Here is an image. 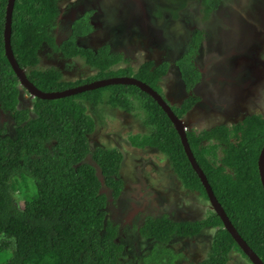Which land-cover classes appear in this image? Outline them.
Wrapping results in <instances>:
<instances>
[{"label":"trees","instance_id":"obj_1","mask_svg":"<svg viewBox=\"0 0 264 264\" xmlns=\"http://www.w3.org/2000/svg\"><path fill=\"white\" fill-rule=\"evenodd\" d=\"M0 1L2 5L5 0ZM1 5L0 106L12 112L16 126L12 137L2 134L0 128V264H119L122 246L113 241L115 227L105 218L107 200L99 193L102 181L95 168L83 162L90 152L87 135L93 124L74 100L89 98L98 90L62 99L37 98L35 117L27 119L25 111L15 106L17 80L2 54ZM55 6L56 0H15L11 47L19 66L36 64L35 51L56 13ZM63 45L68 55H80L101 70H107L116 61L115 56L79 47L72 40ZM149 64L144 63L141 70L147 76L150 73L154 81L164 66L151 72ZM32 76L42 91L59 89L58 75L51 70H33ZM191 102L180 111L184 112ZM149 117L151 135L143 137L140 143L133 140V144L147 143L165 151L183 186L207 198L165 115L163 124L151 113ZM191 136V149L215 197L237 232L264 263V191L256 164L264 142V114L248 116L232 130L220 126ZM209 138L223 143V166L212 167L205 158L211 147L201 145L200 141ZM91 153L98 162L101 178L117 195L121 189L117 174L119 153L99 148ZM202 228L214 231L208 257L199 264H226L230 249L241 252L214 213L195 222L172 221L162 215L147 218L141 227L143 235L152 234L163 244L150 250L149 262L148 255L145 264H161L153 256L171 255L173 250L164 245L170 234L191 236Z\"/></svg>","mask_w":264,"mask_h":264},{"label":"flooded vegetation","instance_id":"obj_2","mask_svg":"<svg viewBox=\"0 0 264 264\" xmlns=\"http://www.w3.org/2000/svg\"><path fill=\"white\" fill-rule=\"evenodd\" d=\"M232 1L233 0H218L219 3H216L215 7H212L211 12L204 15L199 12L198 9H191V11L187 13L185 18L173 19L172 22L170 20L167 21L170 22V24H172L173 26H164L165 20L160 19L161 16H163L162 13H159L160 5L155 0H56V13L50 19L48 26L45 27L44 37L35 51L37 58L36 64L33 66L19 67L24 71L26 78L36 87L37 85L34 83V78L32 76L33 70L36 71L41 69V71H44L47 69L53 71L58 75L57 83L59 84V87L61 86V84H68L75 79H79L78 76H74L73 73L68 72L69 70H72L76 67V63H79V65L84 64L89 67L85 69L90 70L87 73L88 75H83L84 77L87 76V78L94 73V75H98L100 71L106 70H101L99 67L93 64H88L80 55H68L67 48L63 45L66 44L68 40H72L73 43L79 47L89 48L92 51H102L105 55L108 56H113L111 54L115 53L116 61L114 64L110 65L108 69H125L126 67H132L130 61H136L135 59L141 60L135 69L132 67L136 71L134 75H132L131 73L129 75H115L110 77H130L147 84L155 92V94H157L167 105L172 114L181 121L187 143L192 155L194 156V153L190 146L191 137H193L191 136V134H193L194 136H200L203 135L204 132H209L210 129H215L218 126H224L227 129L232 130V128H234L236 124L241 123L244 118L251 115L264 114L263 112H260L258 110V103L256 102H259V99L257 98L259 96L256 95L257 91L254 90V78L257 74H260L259 67H257L259 65L256 63L260 55H264V49L263 53H261L262 51H258L259 48L253 49L254 51L251 50L247 53L249 55L237 49L238 54H236L235 56H246L251 61V64H249L248 67L245 68V70L243 69L241 71L242 66L239 63L235 62L234 56L228 52L227 49H231V47L228 45L226 38H224V36L219 31V27L226 26L225 22L227 20L228 13H230V11L236 10V7H231ZM14 2L15 0L13 1V8L11 12L9 45L12 55L17 62L16 55L14 54L11 47V27L13 21ZM239 2L240 6L238 7H241L242 10L246 9L245 11H252V13L255 15V10H259L258 7L263 8L264 1L247 0L246 4L243 3L244 0H239ZM6 3L7 0H5L1 5L0 1V5L3 7L1 45L2 54L4 57L3 24ZM246 7H248L249 10ZM133 57L135 59H133ZM41 60L43 62H41ZM148 62L150 63L148 69L151 72H153L156 68L159 69L160 66H164L163 72L157 74L154 81L153 79H151V76L149 77L150 73L147 76V72L141 70L142 65ZM225 62H228L229 64L236 63L238 65L241 73H243L240 76L241 86L243 90H247L244 95V99H241L240 95L236 92H234L233 94L224 93L231 97L230 101L236 99V102L238 101L237 103L241 105L240 110H242V112H239L240 110L237 111L239 108V105L237 104L238 108L235 107L236 109L231 115L225 112V104L220 106L211 101L213 103L212 105H205L202 99V96H204L206 101H209L212 94H214L215 96H219L220 98L222 95L221 91H226L227 88L233 87V78L231 77V74H228V69H225L223 67V63ZM250 66H252V72L250 71L251 69H249ZM183 68L186 70V72H183ZM58 69H61L63 76L60 74ZM137 71L140 74H138ZM158 72L159 71H157V73ZM102 78L104 77H99V79ZM95 80H87L86 83ZM74 82L76 83V81ZM116 85L126 86V84L107 85L104 87L93 89L98 91L91 93L89 98L77 97L74 99L78 104H81V106L83 107V114L87 115V117L93 124L92 131L89 134H94L97 136V132H95V130H97V127L107 125L106 123L104 124L103 120L101 121L98 118L100 117L101 109H110L122 125H127L128 128L130 127V129H132L133 127L140 130V133L142 134L135 137L136 140L141 141L143 137L151 135L152 127L148 124V120L150 122L151 119V117H149L150 113L156 118V120H158L160 124H163L166 121L163 118L164 114L166 119L169 121V124L173 127V124L164 109L160 105H158L149 94L141 91L135 85H129L133 86L134 88H130V90L126 88V91L117 90L114 87ZM14 86L17 89V94L15 96L16 108L18 110H24L27 119L34 118L35 116L33 113V109L36 103L35 100L37 98L30 95L29 92L19 84L18 80L14 83ZM76 86L79 85L74 84L72 87H67L73 88ZM67 87L63 86L57 91L69 89ZM73 95L75 94H71L66 97H70ZM97 95L98 97H96ZM116 96L121 101H114L113 97ZM135 96L137 97L136 102L134 101ZM143 97L145 99H142ZM91 98H95L96 100ZM190 99L193 100V102H191V105L184 112H181V108L187 102L191 101ZM248 100L252 101V103L253 101L256 103L255 105L252 104L253 110H251L250 112L246 109ZM215 107H218L217 109H219L220 111H224L223 114L218 115L220 111L217 113V110H214ZM215 115L217 116L212 120V117ZM237 115H241L242 119L231 124L230 128L223 123V119L227 118L233 120ZM189 116H195L199 120H205L204 123L206 124L212 121L217 125L208 124L205 127L201 126L199 129H197L198 127L196 126H186L185 120ZM144 119L147 120V122H145L146 124H144L143 122L145 121ZM15 124L16 120L13 118L12 112L0 106V128L2 129V134H8L12 137L16 126ZM147 128H149L148 131H146ZM88 135L87 142L90 152L84 156L83 162L88 163L93 168H95V170L100 169L98 167L97 160L91 153L93 150L98 148L108 151L111 150L118 152L120 155L117 169V174L120 179L121 185L120 192L114 196L112 188L105 184L102 178L103 187L108 190L106 194L102 193L104 195L105 201L107 200V205L105 208V218L106 221H109L110 224L115 227V235L113 241L116 243H120L122 246L120 251L121 256L119 257V264H124L131 261L134 264H136L137 261H140V264H145V258L149 255L150 250L154 249L155 246L160 247V245H163L159 238L152 234L148 236L143 235L144 230H141V227L144 225L147 218L156 217H154L151 210H149V203L147 209L144 205L147 196H142L139 199L135 197L132 199L133 203H130L128 205L121 203V197L125 194L126 187L128 186L129 188V186L132 185L133 182H137V184L143 187L145 185H148L142 175V170L145 166L151 165L158 173L160 172V168L162 167V165H156L152 162L151 159L144 158L143 155L145 153L148 152L150 154H153V151L156 150V152L158 151L164 154L167 157V161H169V163H171L172 161L165 151L160 150L159 148H156L153 145L147 143H144L141 146H136L134 144L131 145L129 142L128 145L132 149L131 152H126L120 146H118L120 149L105 148V145L99 143L96 140L90 141ZM177 138L180 142L178 134ZM230 139L231 142L235 141L234 137H231ZM203 142H208L207 145L203 146L211 147L210 153H207L205 155V158L210 161V166H223L220 162V159L223 155V143L218 142L214 138L202 139L200 141L201 145ZM97 145L99 146L97 147ZM136 148L143 150L142 153L134 154ZM217 150H220L221 152L219 164L215 162V159L217 158ZM158 157L159 155L157 156V158ZM157 158L155 159L156 161H158ZM165 166L167 167V165H163V167ZM170 167H172L171 164ZM172 172L174 173V177L177 176L175 171ZM159 174L162 176L161 173ZM125 175H127V177ZM166 178H169L170 181L168 191H177V185L172 181L173 178L168 175ZM177 178L181 181L178 176ZM130 182L132 183L130 184ZM148 186L150 187L151 185ZM163 188L164 187H161V189ZM183 188L186 192L197 193L198 196L201 197V199L204 198L205 203L208 204L207 208L211 209L210 203L208 202L207 198L203 197L195 190H190L185 186H183ZM146 193L150 194L148 192ZM152 193L155 194L153 195V197L155 196L154 199L162 200L163 196L161 197L159 195H156L157 193ZM184 196V194L180 195L173 202L175 204H181V199H183ZM147 199L149 200L151 198ZM153 201L155 200H150L149 202ZM205 203L203 202L204 206H206ZM182 204H185L186 207H183ZM182 204L176 209L173 208L176 211L173 214V219L178 220H173L166 213H161L158 217L166 215V217L171 219L172 221L195 222L201 221L211 213H214L211 209L212 212L209 214L206 213L203 219H190V214L195 209L190 210L191 207L189 206V203ZM125 207L127 209L132 207V209H130L131 211H128V213H126V216L123 219L122 212L126 211ZM203 208L205 210V207ZM137 209L138 211L135 212ZM203 230H205V228H202L197 234L191 236L180 237L174 233L170 234L167 242H165L164 245L171 248V246L175 244V250L172 248L171 249L177 252L179 257L175 256V259H172V262L174 264H199L208 257V254L211 250L210 248L212 245V240L208 254L204 258L200 257L197 260L195 258L201 255L200 253L196 252L195 249L202 248L200 242L204 238V236L201 235ZM135 238H137L139 246L136 243ZM188 240H194V243L192 245H189L187 243ZM196 243L200 247L189 249L193 250V253H190V256L184 253L183 250H179L182 247H191ZM233 250L235 249H230L229 252L236 253ZM242 255L244 257L243 259L248 261L243 253ZM160 257L161 264H167L168 261H170V258H172L170 254L161 255ZM228 263L229 258L226 264ZM150 264L156 263L150 262Z\"/></svg>","mask_w":264,"mask_h":264},{"label":"rangeland","instance_id":"obj_3","mask_svg":"<svg viewBox=\"0 0 264 264\" xmlns=\"http://www.w3.org/2000/svg\"><path fill=\"white\" fill-rule=\"evenodd\" d=\"M155 1L158 2L160 5L159 13L163 14V16H161L160 19L165 20V23L163 22L164 26L172 25V24H170V22H167L169 20L172 22L173 19L185 18V16L187 15L188 12L191 11V9L192 10L198 9V11L201 12L203 15L210 13L212 10V7H215V4H216V3H214V0H155ZM246 1L247 0H244L243 3L246 4L247 3ZM232 3H236V5H235L236 10L230 11L234 22L232 23V27L227 25L226 22H225L226 26L219 27V31L223 36H225V30H228V29H226L227 27H231L235 33L238 32L237 29H240L236 20H237V18H240L241 16L243 17V12H242L243 10L241 9V7L237 6V5L240 6L239 0H233ZM245 4H243V5H245ZM246 8L248 9V7H246ZM258 9H259L258 11L255 10L256 14L263 20V23H264V10L261 12V15L259 13L260 10L264 9V2H263V8L258 7ZM170 28H171V26H170ZM262 38L264 39V34H261V36H259L260 46L258 47L259 48L258 51L259 52L262 51L261 53H263V49H264V42H263ZM237 46H239V44ZM237 49H239V48H237ZM239 51H241V50L239 49ZM111 55L116 56L115 53L111 54ZM234 58H235L234 61L239 63L242 66L241 71L243 69L245 70V68L248 67V65L246 63V60H247L246 56H235L234 55ZM133 59H135V58L133 57ZM135 60L136 61H130L131 62L130 64H132V67L134 69L136 68L138 63L141 61V60H137V59H135ZM41 62H43V61L41 60ZM249 64H251L250 61H249ZM256 64L259 65L257 67H259V73H260V74H257L254 78V85H255L254 90L257 91L256 95L259 96V97H257L259 99V102H256V103H258V105H257V107L259 108L258 110L260 112L264 113V82H263V80H264V75H263L264 74V72H263V70H264L263 69V67H264V55H262V54L260 55ZM42 66H44V65H42ZM132 67H126L125 69H114V68H112V69H108L105 71H100V73L98 75H94L95 74L94 73L90 77L87 78V76L84 77L83 75H88L87 73L90 70H85V69L89 68V67L87 65H84V64L79 65V63H76V67L73 68L72 70H69L68 72L73 73L74 76H78L79 79H75V80L69 82L68 84H61L59 89H61V87H63V86L64 87H67V86L72 87L74 84L80 85V84L86 83L87 80L99 79V77H101V76L106 78V77L115 76V75H129L131 73H132V75H134L136 71ZM223 67L225 69H228V71H229L228 74H231V77L233 78V83H234V84H232L233 87L227 88L226 91L220 90L222 92V95L220 98H219V96H215L214 94H212L209 101H206L204 96H202V99H203V101H204L203 103L205 105H209V104L212 105L213 104L212 102H215L217 105H220V106L225 104L226 105L225 106L226 107L225 112L227 114L231 115L234 112V110L236 109L235 107L238 108V105H239V108L237 110V111H239L241 109V105L237 103L238 101L236 102V99L230 101L231 97L227 94H224V93L233 94L234 92H236L237 94L240 95L241 99H244V95L247 92V90L244 89L245 90L244 91L242 86H241L240 76L243 73H241V71H240V69L236 63L229 64L228 62H225V63H223ZM249 69H251L250 71L252 72V66H250ZM58 70H59L60 74L62 75L61 69H58ZM253 73H254V71H253ZM138 74H140V73L138 72ZM74 81H76V83ZM69 87H67V88H69ZM114 87L119 91H126L125 90L126 88L128 90H130V88H134L133 86H129V85H126V86L116 85ZM249 90H253V89H249ZM138 95H141V94H138ZM113 98H114V101L115 100L121 101L120 99H118L117 96L113 97ZM59 99H62V98H59ZM142 99H145V98L143 97ZM134 101L135 102L137 101L136 96H135ZM218 102H220V103H218ZM247 103L248 104L246 105V109L250 112L251 110H253L252 104L255 105L256 103L254 101L252 103V101H250V100H248ZM217 108L218 107H215L214 110H217V113H218L220 110ZM223 112L224 111H220V113H218V115L223 114ZM239 112H242V110H240ZM216 116L217 115L213 116L212 120ZM243 116H244V113H243ZM98 118L101 121L103 120L104 124L106 123L107 125L97 127V130H95V132H97V136L94 134L93 135L89 134L88 138H90V141L96 140L99 143L105 145V148L120 149L118 147V146H120L126 152H131L132 148L128 144L130 142V144L133 145V140H136L135 137L140 136L142 134V133H140V130H138L137 128H133V127H132V129H130V127L128 128L127 125H122L118 121V118L111 112L110 109H103V110L101 109V114H100V117H98ZM241 119H242L241 115H239V116L237 115L233 120L227 119V118L223 119L224 120L223 123L226 124V126H228L230 128L231 124L238 122ZM144 120L145 121H143V122H144V124H146L145 122H147V120L146 119H144ZM204 121L205 120H199L195 116H189L185 120V124H186V126H196V127H198L197 129H199L201 126L205 127L208 124L217 125V124H214L215 122H212V121L210 123H207V124L204 123ZM220 124H222V123H220ZM218 127H220V126H218ZM148 130H149V128H147L146 131H148ZM136 141L139 142L140 140H136ZM207 144H208V142L202 143V145H207ZM98 146L99 145H97V147ZM142 151L143 150L136 148V151L134 152V154H140V153H142ZM158 155H159V157L157 158ZM143 157L146 159H151L152 162L156 165H162V167L160 168V172H159L162 174V176L151 165L145 166L144 169L142 170V175H143L144 179L146 180V183L148 185H151L150 186L151 188L148 185H145L143 187V186H140L139 184H137V182H133V184L130 185L129 188H128V186L126 187L125 194L121 197V203L128 205L130 203H133L132 199L135 197H137L139 199L142 196H147V198H151V199L148 200L146 198L144 205L146 206V209H147V206L149 203V210H151L154 217H158L161 213H166L172 219L174 217L173 214L176 212L174 209L181 206L182 203H189V206L191 207L190 210L195 209L193 212H191V214H190L191 218L190 219H201V218L203 219L204 215L206 213L209 214L212 212L211 209L207 208L208 204L205 203L204 198H202L203 199V201H202L201 197H199L197 193L184 191V188H183L181 181L177 178V176H175V177L173 176L174 175V173L172 172V171H174L173 163L172 162L169 163V161H167V157L164 154H162L158 151L156 152V150H155V151H153V154H150L147 152L143 155ZM220 157H221V152H220V150H217V158L215 159V162L218 164H219V158ZM156 158L158 161L155 160ZM153 160H155V161H153ZM170 164L172 165V167H170ZM163 165H167V167L166 166L163 167ZM167 175L171 176L173 178L172 181L177 185V188H176L177 191H175V192L168 191L170 181H169V178H166ZM125 176L127 177V175H125ZM131 183L132 182H130V184ZM161 187H164V188L161 189ZM183 191H184V193H183ZM146 192H148L150 194H147ZM152 192L157 193L156 195H159L161 197L163 196L162 200L154 199L155 196L153 197V195H155V194H153ZM182 194H184L185 196L183 199H181V202H180L181 204H175L173 201ZM150 200H155V201L149 202ZM203 202L206 204V206L203 205ZM146 203H147V205H146ZM182 205H183V207H186L185 204H182ZM201 205L203 207H205V210ZM166 206H167V209H166ZM130 209H132V207L129 209L126 208V211L122 212L123 219L126 216V213H128V211H131ZM137 211H138V209L135 212H137ZM144 217H145V215H144ZM173 220H178V219H173ZM213 231H214V229L207 228V229L203 230V232L201 233V235L204 236V238L200 242V245L202 246V248L201 249L200 248L195 249V251L200 253L201 255L199 257H195L196 260L200 257L204 258L208 254L209 247H210L211 240H212ZM135 241L138 244L137 238H135ZM187 243L189 245H192L194 243V240H188ZM138 246H139V244H138ZM195 247H200V246L196 243L191 247L190 246L182 247L179 250L180 251L183 250L184 253H186L187 255L190 256V253H193V250H189V249H194ZM171 248L175 250V248H176L175 244H173L171 246ZM159 250L160 249H158V251ZM233 251L238 253V254L233 253V252H229V254H228L229 263L228 264H251L247 260L243 259L244 257L242 255V253H240L236 250H233ZM171 255L179 257L178 253L175 251H171ZM153 257L155 259H160V255L157 257L155 255ZM149 258H150V255L147 257V262H149ZM242 259H243V261H242ZM124 264H134V263L131 261V262H126ZM136 264H140V261H137ZM169 264H174L172 262V258H170ZM204 264H207V263H204Z\"/></svg>","mask_w":264,"mask_h":264},{"label":"water","instance_id":"obj_4","mask_svg":"<svg viewBox=\"0 0 264 264\" xmlns=\"http://www.w3.org/2000/svg\"><path fill=\"white\" fill-rule=\"evenodd\" d=\"M13 1L14 0H7V3H6L4 24H3V41H4L5 57L13 72V75L18 80L19 84L22 87H24L29 92L30 95L34 96L35 98L45 99V100L59 99V98L66 97L71 94L85 92V91L93 90L99 87H104V86L112 85V84L135 85L141 91L149 94L156 101V103L164 109L167 116L170 118L173 124V127L178 134L180 143L183 147L184 153L191 166V169L196 174L201 186L203 187L205 191L207 200L210 203V207L213 210L214 214L217 215L218 218L220 219L223 228L228 232V234L234 240L238 248L245 255L248 261L251 262V264H263V262L258 257V255L251 249V247L246 243V241L237 232V230L235 229V227L233 226V224L230 222L229 218L227 217L222 206L219 204L218 200L216 199L210 187V184L207 181L205 174L203 173L202 169L199 167V165L195 161L194 156L191 153V150L189 148V145L185 137V133L183 132V125L181 121L178 120L172 114V112L169 110L167 105L161 100V98L157 94H155V92L147 84L139 80H136L135 78H130V77H109V78L98 79V80H95L89 83H84L82 85L69 88L66 90L42 91L38 89L32 82H30L26 78L24 71L19 67V65L15 61V58L12 55L10 45H9L11 12L13 8ZM235 5L236 3H232L231 7H235ZM263 10L264 9L260 10L259 12L260 15ZM236 21L238 23V26L240 27V29H237L238 30L237 33H235L233 29L231 28L232 23L234 21H233L231 12L228 13L226 23L227 25L231 27L226 28L228 30H225L224 37L226 38L228 45L231 46L232 52L230 48H228L227 50L233 56L238 54L237 48H239L241 51H243L246 54L250 52L251 50L258 48L260 46L259 36H261V34H264L263 20L257 14L254 15L252 11L243 10V17L241 16L240 18H237ZM238 44L239 46H237ZM256 164H257V170H258L261 187L264 191V142L259 151ZM96 175L98 176V179L102 181L99 170H96ZM102 183H101V188L99 189V193L106 194L108 190L103 187Z\"/></svg>","mask_w":264,"mask_h":264},{"label":"clouds","instance_id":"obj_5","mask_svg":"<svg viewBox=\"0 0 264 264\" xmlns=\"http://www.w3.org/2000/svg\"><path fill=\"white\" fill-rule=\"evenodd\" d=\"M251 54V53H250ZM249 61H250V59L249 58H247V60H246V63H247V65H249ZM250 63H251V61H250ZM204 173V172H203ZM208 181V180H207ZM241 251V250H240ZM245 256V255H244ZM259 257V256H258ZM262 261V260H261ZM251 263V262H250ZM264 264V263H263Z\"/></svg>","mask_w":264,"mask_h":264}]
</instances>
